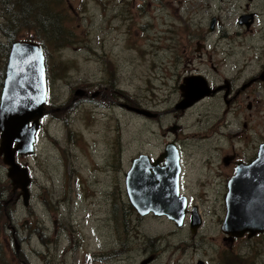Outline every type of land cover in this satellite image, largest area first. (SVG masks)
Masks as SVG:
<instances>
[{
  "label": "rangeland",
  "instance_id": "rangeland-1",
  "mask_svg": "<svg viewBox=\"0 0 264 264\" xmlns=\"http://www.w3.org/2000/svg\"><path fill=\"white\" fill-rule=\"evenodd\" d=\"M30 1L0 0L1 78L4 45L31 40L44 49L51 83L34 154L17 157L31 174L29 204L18 200L0 217V264H92V256L106 257L101 264H139L137 247L148 240L159 252L150 264H264V234L230 243L220 229L234 173L222 158H255L264 141V83L228 105L220 91L182 113L173 109L186 76L201 75L212 88L226 79L236 90L261 70L264 0H254L260 14L252 32L237 22L247 0ZM51 14L58 33L46 23ZM211 16L221 21L212 32ZM170 141L179 149L188 209L195 204L201 217L195 234L189 214L181 226L165 216L139 217L127 197L131 160L157 156ZM0 184L8 187L5 200L12 186L1 159Z\"/></svg>",
  "mask_w": 264,
  "mask_h": 264
},
{
  "label": "water",
  "instance_id": "water-1",
  "mask_svg": "<svg viewBox=\"0 0 264 264\" xmlns=\"http://www.w3.org/2000/svg\"><path fill=\"white\" fill-rule=\"evenodd\" d=\"M244 16L240 17V23ZM213 24L212 20L209 30ZM256 79L264 80V70ZM256 79L244 83L241 89H245ZM228 85L225 80L224 85L212 89L201 75L184 77L179 86L181 98L173 109L183 112L198 100L220 89H226V98ZM46 94L42 45L31 40L11 42L0 94V159L6 166V176L10 180L12 192L19 190L15 201L21 199L24 206L29 204L31 176L28 167L21 165L17 157L34 154L36 132L45 112ZM75 94L82 95L84 91L77 89ZM123 106L146 117L155 115L144 108L128 104ZM177 127L175 125L169 130L173 132ZM232 159L233 156L226 155L222 161L227 165ZM160 162H163L162 165ZM180 172L178 147L172 141L167 142L163 151L152 161L146 153H140L132 159L125 174L126 193L139 217L152 213L155 216H165L181 226L189 212V228L195 234L201 225V217L195 206L188 211L186 196L179 194ZM11 200L9 198L5 204ZM224 202L225 215L220 229L228 240L243 235L250 238L256 234H264V141L258 145L254 159L248 163H236L234 174L227 181ZM146 262L147 260L141 264ZM195 264L203 262L199 260Z\"/></svg>",
  "mask_w": 264,
  "mask_h": 264
},
{
  "label": "flooded vegetation",
  "instance_id": "flooded-vegetation-1",
  "mask_svg": "<svg viewBox=\"0 0 264 264\" xmlns=\"http://www.w3.org/2000/svg\"><path fill=\"white\" fill-rule=\"evenodd\" d=\"M238 7L240 8V10L238 11V13L236 15H238L237 17V22H238V25L241 27V28H244L246 31L248 32H252L253 31V28L255 27V25L257 24V18H259V11H257L258 9V6L254 4V0H247V2H244L243 5H238ZM242 15H245L244 18H243V22L240 23L239 22V19ZM213 20V26H212V29H211V32L216 28V26H220L221 25V21L219 20V18L217 16H211L210 20H209V24H208V28H207V31H209V26H210V22ZM245 20V21H244ZM199 45H203V43H198ZM199 47V46H198ZM200 50V48H199ZM198 50V51H199ZM262 68L261 70L257 71L253 76H251L248 80H251V79H254V78H257L258 75L260 74L261 71L264 70V61L262 62L261 64ZM226 80V79H225ZM223 80V84L221 85H224V81ZM247 80V81H248ZM228 81V80H227ZM256 82H261V83H264V80L263 81H254L252 84L256 83ZM246 83V82H245ZM228 94L226 96V98L224 97L225 95V90L226 89H220V90H217L216 92H220V91H223V95H222V98L225 102V104H230L233 99L237 98L238 96H240L248 87H250L252 84H250L248 87H246L245 89H241V86L239 87V89H236L234 90L233 88V85L230 81H228ZM244 84V83H243ZM221 85H217L216 87L212 88V89H215ZM216 92L214 93H211V94H215ZM85 95H87L85 92H84ZM210 94V95H211ZM248 106H250L249 108H251V103L248 104ZM182 113V112H181ZM159 155V154H158ZM157 155V156H158ZM151 156V155H150ZM230 156H233V159L230 161L231 163L229 165H233V167H235V164L237 161L236 159V155L235 154H231ZM155 156H151L150 160H153ZM242 162V161H241ZM163 162H160L159 164L162 165ZM232 176V175H231ZM230 176V177H231ZM229 179V178H228ZM181 190V189H180ZM181 194L182 193V190L180 192ZM185 195V194H184ZM196 207L197 209V206L195 204L191 205V208L193 207ZM187 208H188V201H187ZM188 211H191V209H188ZM150 215H153L150 213ZM186 216H188V213L186 214ZM244 238V237H242ZM236 239L238 238H234L232 240H228L227 239V236H223V240H228L230 243H233ZM118 242L120 243L121 240H118ZM150 243H152V241L148 240L146 244H142L140 245L139 247H137V250H140L142 253H143V261L147 260L146 264H150L151 262L155 261V259L157 258V254L159 253L158 251H154L152 250V246L150 245ZM229 248H231V246H229ZM231 251H233V249H230ZM126 251H130V249L128 248H122L121 249V252H126ZM119 250L114 253V256H116L118 253H121ZM104 259H106V257H103V256H100L98 258V261L94 258V256H92V264H101L104 262ZM141 260V262L139 264H141L143 261ZM202 261L203 264L205 263L203 260L201 259H198L196 260L195 263H197L198 261ZM194 264V263H193Z\"/></svg>",
  "mask_w": 264,
  "mask_h": 264
},
{
  "label": "trees",
  "instance_id": "trees-1",
  "mask_svg": "<svg viewBox=\"0 0 264 264\" xmlns=\"http://www.w3.org/2000/svg\"><path fill=\"white\" fill-rule=\"evenodd\" d=\"M29 1H30V0H29ZM35 1H36V0H33L32 3H31V1H30L32 7L34 6ZM39 4L42 5V6H45V5H46L45 3H39ZM22 5L26 8L27 3L24 2ZM6 7H7V6H6ZM26 9H27V8H26ZM7 10H8V9H7ZM8 11H9V10H8ZM49 16L51 17V19H47V21L45 20L46 23H50V24H51V26H52V31H53L54 33H58V32H60L61 30H60V28H59V26H58V19H57L56 17H54V14H51V15H49ZM33 18H34V16H33ZM19 21L21 22L20 19H19ZM48 21H49V22H48ZM40 23H41V22L39 21L38 24H40ZM39 26H42L43 28H45V27L47 26V24L44 25L43 23H41ZM40 42H42V41L40 40ZM2 51H3L2 53H5L6 55L8 54L9 48L7 47V45H4V48L2 49ZM47 72H48V71H47ZM3 76H4V72H3L2 78H3ZM48 77H49V80H48ZM2 78H1V73H0V80H1ZM46 79H47V81H48L49 84H50L51 81H50V75H49V72H48V76H47V74H46ZM4 191H8V187H7L6 185H3V184L1 185V184H0V217L6 215V207H7L8 205H11V204H14V203H15V202H14V199H15L16 194L12 192V187H11L10 195L7 196V198H5V200H2V197H3V193H4ZM9 198H12V200L9 201V202L6 204V206H4V205H5V202H6L7 200H9ZM0 248H1V250L3 251V247H2V245H1V243H0ZM1 260H2V262H3V259H2V258H1Z\"/></svg>",
  "mask_w": 264,
  "mask_h": 264
}]
</instances>
